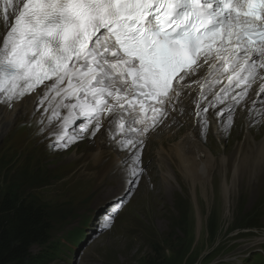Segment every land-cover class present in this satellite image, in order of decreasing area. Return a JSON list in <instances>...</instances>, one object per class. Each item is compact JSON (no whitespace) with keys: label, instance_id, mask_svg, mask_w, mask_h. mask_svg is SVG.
<instances>
[{"label":"snow or ice","instance_id":"obj_1","mask_svg":"<svg viewBox=\"0 0 264 264\" xmlns=\"http://www.w3.org/2000/svg\"><path fill=\"white\" fill-rule=\"evenodd\" d=\"M0 24V104L40 97L64 147L102 128L120 135V148L135 150L129 183L143 138L193 84L205 130L209 109L226 104L212 114L230 127L253 84L264 94V0H0Z\"/></svg>","mask_w":264,"mask_h":264},{"label":"rangeland","instance_id":"obj_2","mask_svg":"<svg viewBox=\"0 0 264 264\" xmlns=\"http://www.w3.org/2000/svg\"><path fill=\"white\" fill-rule=\"evenodd\" d=\"M36 103L32 113L15 115L23 119L15 128L5 125L0 130V195L16 184L22 194L48 206L59 250L44 264H264L255 262L258 256L264 260V175L250 184L264 130L254 128V141L240 149L251 134L246 115L239 116L238 127L233 117L228 140L210 116L206 130L194 120L198 139L219 162L206 191L182 171L179 158L172 157L175 141L154 142L161 135L170 138L173 118L181 117L186 107L143 138L142 172L136 183H129L133 177L127 171L128 157L134 149H121L120 137L107 135L104 143L99 132L83 133V138L61 146V121L50 123L48 105ZM221 120L228 121L227 114ZM79 125L69 126L67 135L78 132ZM95 140L104 144L100 157ZM257 144L259 149L253 151ZM249 156L255 157L251 163ZM110 162L115 164L112 180L103 183ZM244 163L250 166L240 171ZM38 249L32 248L34 253Z\"/></svg>","mask_w":264,"mask_h":264},{"label":"bare ground","instance_id":"obj_3","mask_svg":"<svg viewBox=\"0 0 264 264\" xmlns=\"http://www.w3.org/2000/svg\"><path fill=\"white\" fill-rule=\"evenodd\" d=\"M0 31H2V24H0ZM224 84L225 85L227 84L226 80L224 81ZM243 87L244 86H242L241 89ZM257 90H258V84L252 85V88L249 89L245 99L239 104V106L236 105L234 111L232 112V117H235L234 122H235L237 127L239 126V121H238L239 116L240 115L241 116H245V115L247 116L245 123L249 124V130L251 132V134H250V136L246 142H245V139L243 138L244 140L240 143V149H242L243 144H246V146H248L247 144L249 143V141H254V139H252L254 128L259 127L260 129L264 130V119H263L264 116H262L264 114V103L261 102V99L264 100V94H261V96L258 98L257 97ZM197 97H198V95L195 94L194 96L190 97V100L189 99H183L182 100V98H180L179 101L175 102L176 110L174 111V116L177 115V113L179 112L177 109H179L181 107H186L185 111L181 114V117H179V118L177 117L178 119L173 118V119H175V123L173 125L174 129L171 132L172 134H171L170 138L167 139V135H166V137H163L161 135V136H159L158 139H154V142L163 143V141H167L170 139L175 141L176 147H175V150L173 151V153H171L172 157L174 155H176L179 158V162H181L180 166L182 168V171L186 173V175L189 177V179L192 182H194V184L196 186L197 185L203 186L204 189H206V188L210 187L211 178H212L213 174L217 171V166H218L219 162H218V159L214 156L215 153L212 154L209 151L208 147L205 146V144L198 139L197 131L194 130V126H193L194 123L193 122H194V120H196V123H197L198 118L195 115L196 109H195V106L192 105V103H195ZM37 100H41V98L36 97L35 94H33L32 97L26 96L21 101H18L15 104H13L11 107L0 104V130H3V128H5V125H8L10 130L15 128L17 125H19L22 122L21 120H23V119L18 118L19 116L16 117L15 115L17 113H19V111H24L27 113L29 111L31 112L32 110H35L36 105H37V103H36ZM254 101H256V103H254ZM206 103H207V101H204L202 103V106ZM225 106H226V104H220L215 109H209L210 113L208 114V116H206V118L209 119V116H210L211 119H214L213 120L214 127L221 129L223 131L222 132V138L225 140H228L230 138L229 133H231V131H229L230 128L226 126L228 124V121L221 120V117L213 116V114H212L214 111H220ZM241 107H244V108H241ZM61 113H62V115H67V110L61 109ZM247 113H248V115H247ZM257 113H261L262 115H257ZM41 115H43V114L41 113ZM260 116H262V117H260ZM22 117H24V116H22ZM183 121H187L188 124L185 125L183 123ZM81 122H83L82 119L75 121V123L77 125H79ZM190 125L193 126L192 130H190ZM105 126H107V121H105ZM201 127H202V125L200 126V129H201ZM156 129H157V126L152 131H149V133L144 137V139H147V137L151 136ZM59 130H61L60 127H59L58 131ZM102 133H104L103 128L99 132L98 138L104 140V143H106L105 141H107V140H105V137L109 134H106V133L102 134ZM206 133H208V132H206ZM7 135L8 134H6V136ZM44 136L47 137V134H45ZM117 137L121 138L120 135H117ZM261 138L264 139V134ZM96 141L97 140H95V142ZM148 142H149V140H148ZM148 142L146 144H148ZM262 142L264 143V141H262ZM98 143H99V145H98ZM97 145L100 148V155L98 156V157H100L105 148L103 146L104 144L102 145L101 142H96V146ZM91 146H93V145H91ZM258 146L259 145L257 144V147L255 146L256 148L252 149L249 145L250 149H252L253 151L256 149H259ZM163 152H165V151L163 150ZM127 155H129V153H127ZM237 155H236V159H237ZM250 156L248 157L249 161L254 159L255 158L254 156H256V154L254 156H252V159H250ZM174 158H175V156H174ZM243 161H245V160H243ZM255 161L256 162H254L255 163L254 166L253 167L251 166L252 167L251 170H252V172H254L255 176L252 179V181L250 182V184H254L257 181H260L264 175V144L262 147H260L259 152H258V156L256 157ZM110 163L112 164V166L110 168L104 170L103 183H108L112 180L111 172L114 171L115 164L113 162H110ZM247 163H248V160H247ZM250 163H251V161H250ZM246 164L244 163V165L240 166L239 169L241 168L244 170L245 168H249L250 165L247 164L248 166H246ZM241 169H240V171H241ZM169 181H170L169 182V184H170L172 181L170 177H169ZM168 188H169V186H168ZM206 191H207V189H206ZM258 241L255 240V243H258Z\"/></svg>","mask_w":264,"mask_h":264},{"label":"trees","instance_id":"obj_4","mask_svg":"<svg viewBox=\"0 0 264 264\" xmlns=\"http://www.w3.org/2000/svg\"><path fill=\"white\" fill-rule=\"evenodd\" d=\"M47 205L10 184L0 195V264H44L57 255ZM38 247L34 253L32 248ZM49 260V261H48ZM255 262H262L261 256Z\"/></svg>","mask_w":264,"mask_h":264},{"label":"clouds","instance_id":"obj_5","mask_svg":"<svg viewBox=\"0 0 264 264\" xmlns=\"http://www.w3.org/2000/svg\"><path fill=\"white\" fill-rule=\"evenodd\" d=\"M166 120H167V119H166ZM166 120H165V121H166ZM152 130H153V129H152ZM152 130H150V131H152Z\"/></svg>","mask_w":264,"mask_h":264}]
</instances>
